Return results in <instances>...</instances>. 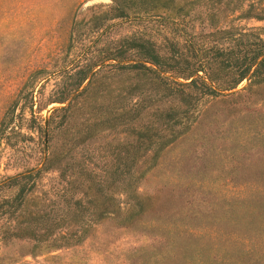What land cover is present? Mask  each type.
<instances>
[{
	"label": "trees",
	"instance_id": "1",
	"mask_svg": "<svg viewBox=\"0 0 264 264\" xmlns=\"http://www.w3.org/2000/svg\"><path fill=\"white\" fill-rule=\"evenodd\" d=\"M135 1L136 8L130 6ZM196 6L206 9L200 25L211 29L202 41L192 35L182 46L166 47L135 37L100 47L93 41L61 70L44 106L32 94L45 89L46 72H34L23 84L0 121V143L13 150L19 141H32L21 134L17 111L57 106L38 128L39 167L0 183V193L9 191L0 199L4 247L31 243V256L71 248L111 224L153 237L147 264H264V168L247 169L248 198L208 202L204 210L140 192L167 149L215 120L210 111L217 104L264 91L261 34L233 25L264 22V0H111L88 20L74 18L69 45L130 11L159 14L182 30L194 21L189 16Z\"/></svg>",
	"mask_w": 264,
	"mask_h": 264
},
{
	"label": "rangeland",
	"instance_id": "2",
	"mask_svg": "<svg viewBox=\"0 0 264 264\" xmlns=\"http://www.w3.org/2000/svg\"><path fill=\"white\" fill-rule=\"evenodd\" d=\"M0 0V121L11 110L23 84L36 71L46 72L45 89H35L33 102L44 106L50 100L53 84L60 80V72L79 57L91 42L100 47L106 42L122 38H140L169 46L192 35L202 41V35L211 32L200 25L199 14L204 6L190 12L194 21L182 30L159 14H132L102 24L98 32H85L83 40L70 47L69 34L73 20H88L92 15L111 5L110 0ZM132 1V0H131ZM180 1V0H178ZM136 1L130 2L135 6ZM99 8V9H98ZM135 10V9H134ZM164 16V15H163ZM234 26L254 28L261 34L264 22L238 21ZM241 83L237 90L246 86ZM39 85V86H40ZM34 114L25 108L19 113L22 135L32 141H19L12 150L0 143V183L30 169L38 168L40 153L39 127L51 107ZM215 120L195 126L189 134L167 149L158 166L140 183V192L157 194L161 199L177 197L189 201L194 210L206 203L248 198V168H264V91L245 93L227 104H217L211 111ZM35 119L33 122L32 119ZM205 140H202V137ZM56 175L44 177L48 185ZM9 191L1 192L0 199ZM198 203V205H197ZM155 246L153 237L133 229L116 228L111 224L97 227L79 246L29 255L32 244L0 242V264H147V253ZM3 253H7L2 256ZM144 255V256H143ZM146 260V261H145Z\"/></svg>",
	"mask_w": 264,
	"mask_h": 264
},
{
	"label": "water",
	"instance_id": "3",
	"mask_svg": "<svg viewBox=\"0 0 264 264\" xmlns=\"http://www.w3.org/2000/svg\"><path fill=\"white\" fill-rule=\"evenodd\" d=\"M100 0H93V1H91V2H87L86 3V7L88 6H92V5H94V4H96V3H100L99 2ZM110 2H111V0H110ZM55 106H57V105H53L52 107H51V109L53 108V107H55ZM45 125H46V123H45ZM45 136H46V132H45ZM45 145H46V140H45Z\"/></svg>",
	"mask_w": 264,
	"mask_h": 264
}]
</instances>
